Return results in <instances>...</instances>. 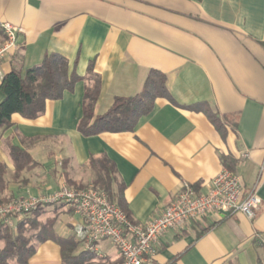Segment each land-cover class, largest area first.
<instances>
[{
	"label": "crops",
	"instance_id": "1",
	"mask_svg": "<svg viewBox=\"0 0 264 264\" xmlns=\"http://www.w3.org/2000/svg\"><path fill=\"white\" fill-rule=\"evenodd\" d=\"M4 22L17 28V41L0 62V82L12 69L24 72L56 53L81 77L93 62L100 79L94 115L105 113L116 97L139 94L151 71L165 76L171 100L156 98L131 132L89 137L77 130L84 80L46 101L35 119L12 114L0 127L7 180L0 197H41L91 184L89 160L103 155L123 185L130 221L143 224L169 206L183 183L204 193L227 168L225 158L243 192L255 189L254 218L210 214L168 230L150 264L264 262V0H0ZM3 98L0 91V103ZM195 106L224 119L223 134ZM9 146L35 162L18 179ZM38 220L53 237L36 243L27 264L121 263L111 241L96 242L91 252L75 239L77 217L63 204L42 207ZM68 238L78 245L71 263H64L57 241Z\"/></svg>",
	"mask_w": 264,
	"mask_h": 264
},
{
	"label": "trees",
	"instance_id": "2",
	"mask_svg": "<svg viewBox=\"0 0 264 264\" xmlns=\"http://www.w3.org/2000/svg\"><path fill=\"white\" fill-rule=\"evenodd\" d=\"M81 80L85 81V87L81 104L82 116L77 124V130L85 137L104 132H131L139 119L152 111L156 98L170 99L165 76L151 71L139 94L125 98L116 97L105 113L94 115V106L100 91V79L93 72V62L89 63L86 75L81 77L74 69L69 70L66 58L56 53H49L45 54L35 67L24 72L12 69L2 76L0 91L4 98L0 103V127L8 126L11 115L15 113L26 119L37 118L43 113L46 101L59 100L64 91H72L75 83ZM193 109L202 111L223 134L224 119L220 120L216 114L202 106H195ZM8 150L14 166V179H18L22 171L35 166L28 153L13 146H9ZM221 159L224 166L229 169L226 159ZM89 166L94 176L91 184L102 190L108 200L115 203L130 219L123 207V185L116 177L113 163L101 155L90 158ZM6 187V168L4 164H0V195L4 193ZM6 200L8 199L0 197V202ZM44 206L46 205H41L32 216L12 215L7 222H0V264H27L35 252L36 243L53 237L50 227L38 220L39 211ZM57 242L61 248L63 262L71 263L72 253L78 242L74 238ZM255 264H264V262L258 259Z\"/></svg>",
	"mask_w": 264,
	"mask_h": 264
},
{
	"label": "built area",
	"instance_id": "3",
	"mask_svg": "<svg viewBox=\"0 0 264 264\" xmlns=\"http://www.w3.org/2000/svg\"><path fill=\"white\" fill-rule=\"evenodd\" d=\"M0 27L4 34L0 43L1 62L16 49L17 28L6 22ZM242 157H247V154ZM54 204H63L77 217L73 236L86 250L95 252L96 242L109 240L119 252L120 264H150L156 254L158 240L168 230H181L210 214L240 213L253 219L259 199L255 189L243 192L239 176L224 167L204 193H197L191 185L183 183L169 206L159 216L143 224L132 223L102 190L92 184L63 186L49 195L16 197L0 202V222H7L12 215L31 214L41 205Z\"/></svg>",
	"mask_w": 264,
	"mask_h": 264
},
{
	"label": "rangeland",
	"instance_id": "4",
	"mask_svg": "<svg viewBox=\"0 0 264 264\" xmlns=\"http://www.w3.org/2000/svg\"><path fill=\"white\" fill-rule=\"evenodd\" d=\"M36 212V211H35ZM35 212H33V213H31V214H29L30 216H32ZM30 233V232H29Z\"/></svg>",
	"mask_w": 264,
	"mask_h": 264
}]
</instances>
